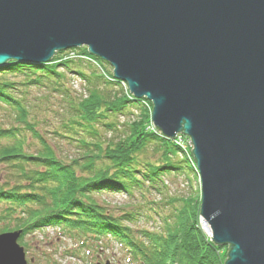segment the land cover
Segmentation results:
<instances>
[{
    "label": "water",
    "instance_id": "water-1",
    "mask_svg": "<svg viewBox=\"0 0 264 264\" xmlns=\"http://www.w3.org/2000/svg\"><path fill=\"white\" fill-rule=\"evenodd\" d=\"M81 46L189 139L224 264H264V0H0V67ZM18 235L0 234V264H27Z\"/></svg>",
    "mask_w": 264,
    "mask_h": 264
},
{
    "label": "trees",
    "instance_id": "trees-1",
    "mask_svg": "<svg viewBox=\"0 0 264 264\" xmlns=\"http://www.w3.org/2000/svg\"><path fill=\"white\" fill-rule=\"evenodd\" d=\"M71 73L83 81L79 92L67 85ZM31 87L39 92L29 100L25 92ZM54 95L61 101L57 109L43 99ZM0 103L23 124L0 126V232L62 225L74 237L110 235L127 252L129 264H224L227 247L214 244L199 226V194L179 206L168 194L167 176H182L190 185L198 178L186 138L157 132L151 102L135 99L106 61L81 46L57 51L46 63L10 62L0 67ZM130 108L138 111L135 117ZM50 109L59 122L53 133L79 149L69 160L59 157L28 120L32 110ZM122 115L134 119L120 121ZM30 137L40 143L36 152L28 149ZM107 192L145 202H132L113 215L96 200ZM151 194L165 203L159 228L130 227L124 220L133 222L140 209L162 212L147 198Z\"/></svg>",
    "mask_w": 264,
    "mask_h": 264
},
{
    "label": "rangeland",
    "instance_id": "rangeland-1",
    "mask_svg": "<svg viewBox=\"0 0 264 264\" xmlns=\"http://www.w3.org/2000/svg\"><path fill=\"white\" fill-rule=\"evenodd\" d=\"M71 53L72 52H65L64 55H71ZM86 67L89 66L87 65ZM67 77V85L71 86L72 89L77 90V92L82 90L83 81L79 76L71 73ZM38 92L39 90L37 88L31 87L30 90H27L25 93L29 94L28 99L31 100V96L36 95ZM15 93L19 94L18 92ZM43 99L46 101V106L51 107V109H54L52 104H59L57 103V100L60 101V97L55 95L47 96ZM57 108L58 105H56V109ZM51 109L50 111L40 113L32 110L31 115L28 116V120L31 123H36L35 128H37L38 133L48 141V144L53 145L54 151L57 155L59 154V157L63 158V160H69L67 157L77 156L79 154V149L75 147V143L72 142L70 144L67 142V139L61 138L60 135L57 136L53 133L54 130L59 129V122L56 118L57 114ZM129 110L134 113V117L138 114V111L134 108H130ZM134 117L133 115H122L119 116V120L124 121L129 120L130 118L133 120ZM12 124H18L21 128L23 127L22 123H18L15 120L10 108L0 103V126L8 127ZM30 138L28 149L30 152H36L40 143L34 137ZM181 140H184V138L181 137ZM185 143L186 146H189V148L192 149V146L187 143V141ZM167 177L168 194L175 200L176 206H179L180 203H184V201L190 197L194 198L196 194H199V196L201 195L199 178H197L196 182H193V184L190 185L182 176L171 175ZM147 198L154 203L151 202L153 204L152 206H162L160 210L162 212L159 215L155 214L154 211L145 213L140 209L139 214L135 215L133 222L130 221L129 223L124 220V222L130 227L146 228L150 230L159 228L161 218L164 216L163 209H166L164 208L165 203L158 201L159 196H154L153 194L147 196ZM96 200L113 215H119L122 208L127 210L132 202L136 206V204H138L137 202L144 201L139 196L129 198L123 192L103 193L96 196ZM150 207V205L141 206L142 209ZM167 211H169V209H167ZM198 220L201 230L206 236H208L202 228L201 216H199ZM70 233L60 229L59 226H48L42 230L28 231L21 237L22 241L20 240L19 243L25 248L27 260L29 261L30 257H33L34 261L32 264H129L127 252L120 243L110 235H101L99 236V239H95L90 238V234L89 237L79 238L70 236ZM208 237L210 238V236ZM81 240H83V244L80 243Z\"/></svg>",
    "mask_w": 264,
    "mask_h": 264
},
{
    "label": "bare ground",
    "instance_id": "bare-ground-1",
    "mask_svg": "<svg viewBox=\"0 0 264 264\" xmlns=\"http://www.w3.org/2000/svg\"><path fill=\"white\" fill-rule=\"evenodd\" d=\"M202 223V225H203V222H201ZM205 226H206V224H205ZM203 228V227H202Z\"/></svg>",
    "mask_w": 264,
    "mask_h": 264
}]
</instances>
